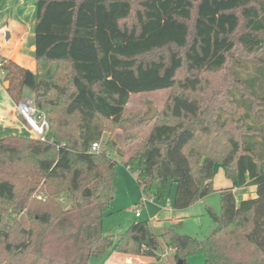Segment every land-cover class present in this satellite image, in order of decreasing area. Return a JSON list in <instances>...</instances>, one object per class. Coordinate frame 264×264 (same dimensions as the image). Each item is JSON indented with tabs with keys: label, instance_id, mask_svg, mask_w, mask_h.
I'll return each instance as SVG.
<instances>
[{
	"label": "trees",
	"instance_id": "trees-1",
	"mask_svg": "<svg viewBox=\"0 0 264 264\" xmlns=\"http://www.w3.org/2000/svg\"><path fill=\"white\" fill-rule=\"evenodd\" d=\"M33 35L34 73L0 60L8 95L17 103L28 89L48 121L43 141L0 137V264L159 259V240L180 264L193 253L205 264H264V0H35ZM222 72L226 85L211 83ZM161 90L171 93L144 121L147 135L117 152L142 196L163 200L174 184L172 205L185 209L215 191V165L256 196L237 204L220 190L203 239L148 221L113 239L101 222L116 142L91 146L121 125L132 95Z\"/></svg>",
	"mask_w": 264,
	"mask_h": 264
},
{
	"label": "rangeland",
	"instance_id": "rangeland-1",
	"mask_svg": "<svg viewBox=\"0 0 264 264\" xmlns=\"http://www.w3.org/2000/svg\"><path fill=\"white\" fill-rule=\"evenodd\" d=\"M131 1L134 6L137 5V0ZM30 7L25 9V14ZM28 14L35 17V10ZM133 22L131 18L127 21V25L130 26ZM210 80L211 83L215 82L214 84L217 86L221 84L226 85L227 83V77L223 72L210 77ZM170 93L169 90H161L132 95L126 105L121 125L114 128L112 133L106 132L103 134L100 148L108 137H111L116 142V150H111L110 152L111 157L116 161L112 200L109 212L103 216L101 222L102 233L105 236L117 239L135 221H148L151 226H157L156 229L158 232L166 230L172 224H177L176 230L178 233L196 239H203L214 228V223L208 215L207 210L210 209L215 214H220L221 203L219 189L224 187L227 182H232L224 176L220 166L215 165L214 168L215 174L212 180V186L215 191L197 200L191 206L177 210L172 205L174 184H169L167 194L163 200L146 197V200L142 202V193L135 180V173H131L124 167L122 158L117 153L128 151L126 153L129 154L131 149L137 147V139L147 135L152 124V122L145 124L144 121L146 120L144 118L150 114L152 108L153 115L151 119H153L163 109ZM24 98L33 99V96H30V91L26 88L21 99ZM16 134L30 136L27 131L19 133L17 130H6L0 124V137ZM237 199H239L238 195ZM69 204V201L62 203L63 207H67ZM136 211L140 213V218L135 217ZM17 218H21V216ZM156 254L160 256L159 259L143 257L133 262L134 264H177L174 255L160 240ZM123 261V256L119 254L114 256L110 255L104 264H121ZM101 262L102 259L95 256L90 257L88 260V264H101ZM186 264H205V261L201 254L193 253L186 257Z\"/></svg>",
	"mask_w": 264,
	"mask_h": 264
},
{
	"label": "crops",
	"instance_id": "crops-1",
	"mask_svg": "<svg viewBox=\"0 0 264 264\" xmlns=\"http://www.w3.org/2000/svg\"><path fill=\"white\" fill-rule=\"evenodd\" d=\"M29 6L31 7L25 14L24 11ZM33 10H35V0H0V60L1 58L10 60L32 73L35 72L33 35V22L35 17L28 13ZM9 11L10 13H8ZM5 82L8 81L5 80V72L2 66H0V124H2L3 129L17 130L19 133H23L26 131L24 123L16 115V103L8 95L6 91L8 85L5 88ZM24 89L22 90V95ZM30 96H32L31 93ZM225 189H231L237 204L242 200L256 196L254 186L239 187L234 182L229 181L219 191ZM237 195L239 199H237ZM153 227L156 231L157 226L155 225ZM156 232L159 233L158 230ZM118 254L113 253L112 256ZM119 255L123 256L124 259L121 264H134L136 260L143 258L131 257L124 254Z\"/></svg>",
	"mask_w": 264,
	"mask_h": 264
},
{
	"label": "built area",
	"instance_id": "built-area-1",
	"mask_svg": "<svg viewBox=\"0 0 264 264\" xmlns=\"http://www.w3.org/2000/svg\"><path fill=\"white\" fill-rule=\"evenodd\" d=\"M15 112L17 116L22 119L25 129L30 134V136L43 141L46 130L48 129V121L45 113L36 107L33 99L24 98L19 100L15 104ZM99 150L100 144H92L91 151L98 152ZM145 200L146 198L142 196V202ZM167 203L169 204L168 200ZM135 216L139 218L140 213L136 211Z\"/></svg>",
	"mask_w": 264,
	"mask_h": 264
},
{
	"label": "water",
	"instance_id": "water-1",
	"mask_svg": "<svg viewBox=\"0 0 264 264\" xmlns=\"http://www.w3.org/2000/svg\"><path fill=\"white\" fill-rule=\"evenodd\" d=\"M7 85H8V82H5V83H4V87L6 88ZM152 115H153V109L151 108V112H150V114H149L147 117H145L144 120H149V119H151V118H152ZM180 263H181L180 261L177 262V264H180Z\"/></svg>",
	"mask_w": 264,
	"mask_h": 264
}]
</instances>
